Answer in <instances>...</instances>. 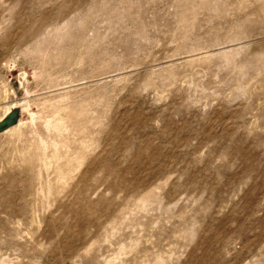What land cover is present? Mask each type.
Wrapping results in <instances>:
<instances>
[{"label":"rangeland","instance_id":"obj_1","mask_svg":"<svg viewBox=\"0 0 264 264\" xmlns=\"http://www.w3.org/2000/svg\"><path fill=\"white\" fill-rule=\"evenodd\" d=\"M0 264H264V0H0Z\"/></svg>","mask_w":264,"mask_h":264},{"label":"water","instance_id":"obj_2","mask_svg":"<svg viewBox=\"0 0 264 264\" xmlns=\"http://www.w3.org/2000/svg\"><path fill=\"white\" fill-rule=\"evenodd\" d=\"M20 118V109L15 108L13 111L3 120L0 122V132H3L7 128L15 125Z\"/></svg>","mask_w":264,"mask_h":264},{"label":"bare ground","instance_id":"obj_3","mask_svg":"<svg viewBox=\"0 0 264 264\" xmlns=\"http://www.w3.org/2000/svg\"><path fill=\"white\" fill-rule=\"evenodd\" d=\"M15 108H17V106H16V105H13V106L10 108V110L6 113V115L0 119V122L3 121V120H4V119H5V118H6V117H7V116L13 111V109H15ZM20 115H21V111H20ZM20 123H21V118H19L18 122H17L15 125H13V126L7 128V129L4 130L3 132H7V131H12V130H14L16 127H18V125H19ZM3 132H0V133H3Z\"/></svg>","mask_w":264,"mask_h":264}]
</instances>
